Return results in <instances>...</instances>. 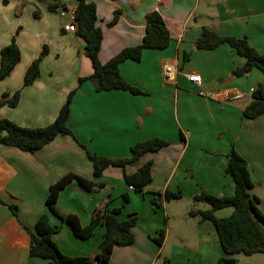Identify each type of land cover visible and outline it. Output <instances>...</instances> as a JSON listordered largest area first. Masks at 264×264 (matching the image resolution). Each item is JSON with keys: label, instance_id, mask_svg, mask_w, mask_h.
Wrapping results in <instances>:
<instances>
[{"label": "crops", "instance_id": "1", "mask_svg": "<svg viewBox=\"0 0 264 264\" xmlns=\"http://www.w3.org/2000/svg\"><path fill=\"white\" fill-rule=\"evenodd\" d=\"M88 1L96 4L98 26L103 31L102 64L142 43L145 17L153 11L165 20L170 46L163 51H144L140 62L121 64V76L143 95L121 90L97 92L92 81L80 85V79L94 72L84 40L64 30L72 22L76 0H0V65L1 51L13 38L21 51L20 63L0 81V97L20 91V101L14 108H0V121L25 128L47 127L75 92L68 121L73 137L58 136L33 153L0 145V199L16 205L19 214L18 219L8 206L0 205V264H49L30 256L27 228L33 229L42 215H47L52 225L61 226L52 238L63 254L94 257L105 227H97L88 239L76 237L70 226L50 211L47 197L51 185L68 174L95 181L87 151L106 158H128L132 146L156 138L169 145L146 154L138 166L127 168L134 172L152 163L153 182L146 192L131 190L124 172L109 168L95 181L98 187L92 191L71 182L61 191L56 209L65 216L76 215L83 227L98 210L119 209L121 220L137 215L134 244L116 247L109 264H164L163 257L173 264H217L225 254L214 224L190 215L211 207H188L201 193L234 196L235 183L226 168L228 155L235 148L248 162L254 185L250 194L259 200L257 207L264 215V114L253 120L242 116L253 101V92L264 85V75L254 69L238 76L236 71L246 60L232 48L222 45L208 51L197 48L196 43L207 28L222 36L246 37L258 54H264V0ZM53 6L56 10L50 11ZM116 11L119 20L110 26ZM45 47L48 54L41 62L39 78L24 86L28 68ZM169 64L179 69L172 82L163 77ZM192 73L201 75V87L188 80ZM223 89L239 92L244 99L221 102L200 94ZM168 191L180 193L182 198L166 202L164 193ZM153 193L162 194L160 207L152 204ZM233 211L225 208L215 215L223 219ZM219 212L229 214L219 217ZM178 217L182 224L192 219L198 224L177 227L173 220ZM161 230L165 231L162 246L155 241ZM173 230H177L178 239L170 244Z\"/></svg>", "mask_w": 264, "mask_h": 264}, {"label": "trees", "instance_id": "2", "mask_svg": "<svg viewBox=\"0 0 264 264\" xmlns=\"http://www.w3.org/2000/svg\"><path fill=\"white\" fill-rule=\"evenodd\" d=\"M75 22L76 34L84 40L86 56L91 60L93 74L80 79V85L86 81H92L97 92L113 90L127 91L133 95H143V91L130 85L120 73V66L126 61L140 62L146 50H166L171 43V33L161 14L153 11L146 15V32L142 43L138 46L128 47L118 55L110 59L106 64L99 60V53L103 43V31L98 26L97 6L88 0H76ZM57 7H50L55 11ZM120 12L116 11L110 26L117 24ZM222 45L232 48L239 56L246 60L244 66L236 71L238 76H243L256 69L264 75V54H258L251 46L248 39L234 38L219 35L207 28H203L202 34L196 46L201 50H214ZM48 54V49L42 51L40 56L33 61L25 74L24 86L32 85L41 74V62ZM188 55L185 56V61ZM21 61V51L16 38L10 45L1 51L0 81L8 78ZM75 92L71 93L61 108L55 121L43 128H25L16 125L9 120L0 121V145L17 148L23 152L33 153L51 144L58 136H72L68 126L71 114V105ZM21 92L17 91L10 95L4 93L0 97V108L9 106L16 107L20 101ZM253 101L243 111V118L256 119L264 114V85H259L252 94ZM169 143L162 139H151L138 143L131 147L130 156L122 159H112L94 155L87 151V156L93 166L94 180L100 179L109 168L121 169L124 179L129 187H133L136 193L144 192L145 188L153 182L152 163L149 162L139 167L134 172L127 168L138 166L141 158L148 153H156L167 147ZM83 147V146H82ZM229 163L226 174L233 178L235 194L231 197H215L207 193H201L193 198L194 202H202L210 205L207 211H192L191 216H200L202 220L211 221L216 229L224 257L217 264H236L238 255L253 256L264 254V215L257 207L259 200L251 196L253 181L248 162L235 148L229 155ZM76 181L84 190L92 191L97 188L95 181L86 180L75 174H68L61 180L51 185L47 197L50 211L61 221L67 223L73 234L81 239L92 237L99 226L105 227V236L98 252L92 258L69 257L63 254L56 243L53 235L61 230V226L50 223L47 215H42L33 229L27 228L31 235L30 256L45 259L49 264H109L116 247L131 246L135 242L134 228L137 226V215L130 214L121 220L118 218L119 209L98 210L95 212L88 226L83 227L76 215L65 216L56 209V203L61 191L71 182ZM161 193H153L151 202L155 207H160ZM180 193L165 192L166 202L181 199ZM126 200L128 198L126 197ZM0 205L8 206L13 214L19 219L18 207L14 204H6L0 199ZM233 213L223 219H218L215 213L219 210L230 208ZM165 231H159L155 241L163 245ZM164 264H173L165 258Z\"/></svg>", "mask_w": 264, "mask_h": 264}, {"label": "built area", "instance_id": "3", "mask_svg": "<svg viewBox=\"0 0 264 264\" xmlns=\"http://www.w3.org/2000/svg\"><path fill=\"white\" fill-rule=\"evenodd\" d=\"M61 14L64 15L65 12H62ZM71 14H72V22L69 25L65 26L64 30L67 32L76 33L77 25L75 22V16H76L75 10H72ZM178 73H179V69L175 65L169 64L164 68V73H163L164 80L167 82L175 81ZM187 77L191 83L201 87L202 77L200 74L192 73ZM200 94L209 99H212L213 101H221V102L239 101L244 99L243 94L229 89H223L214 93L200 92ZM130 189L133 190V187H130ZM94 264H98V261H94Z\"/></svg>", "mask_w": 264, "mask_h": 264}, {"label": "rangeland", "instance_id": "4", "mask_svg": "<svg viewBox=\"0 0 264 264\" xmlns=\"http://www.w3.org/2000/svg\"><path fill=\"white\" fill-rule=\"evenodd\" d=\"M146 190L147 189H145L144 192H146ZM175 203H178V202H175ZM172 205H173V207H176L174 205H177V204H172ZM179 205H181V204H179ZM204 206L210 208V205H208L206 203L192 201L190 203V206L188 207V210L189 209H192V210L203 209ZM224 213H226L227 215L219 212L218 216L221 217L224 215L225 217H227L229 214L227 212H224ZM196 220L192 219V220H189L186 224H182V221H183L182 217H178V218H176V220L175 219L173 220V225H176L177 227L180 225H196V223H197ZM171 223H172V220H171ZM177 239H178V232H177V230H173V238H171L170 244H174L177 241ZM188 244H189V241H188ZM171 246H173V245H171ZM193 246H194V243H193ZM164 259H165V257H163V260ZM236 260H237L236 264H264V254H255V255L250 256V257L245 256V255H238Z\"/></svg>", "mask_w": 264, "mask_h": 264}]
</instances>
